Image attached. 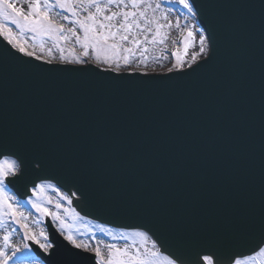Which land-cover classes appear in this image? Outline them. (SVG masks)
I'll list each match as a JSON object with an SVG mask.
<instances>
[{
  "label": "snow or ice",
  "instance_id": "6c2138e0",
  "mask_svg": "<svg viewBox=\"0 0 264 264\" xmlns=\"http://www.w3.org/2000/svg\"><path fill=\"white\" fill-rule=\"evenodd\" d=\"M162 3L181 6L195 23L181 25L177 19L173 25L172 9ZM233 7L259 16V201L245 190L239 164L238 126L249 87L243 79L219 86L210 115L184 122L173 114L148 124L121 113L116 120L41 121L22 136H10L5 127L0 132V264H58L61 258L62 264H264V0ZM165 27L179 30L173 43L182 50L171 53L167 79H143L150 77L149 53L169 39ZM218 53L219 26L200 0H0V62L41 80L85 78L111 93L157 85L178 92L216 64ZM121 158L143 170L160 191L174 192L168 207L114 209L97 202L94 185L102 163ZM74 201L81 209L95 203L102 211L132 216L145 230L116 231L100 224L96 230L112 242L96 232L82 239L76 224L84 217ZM24 205L39 214L34 224L50 219L55 232L34 230Z\"/></svg>",
  "mask_w": 264,
  "mask_h": 264
},
{
  "label": "water",
  "instance_id": "95a60500",
  "mask_svg": "<svg viewBox=\"0 0 264 264\" xmlns=\"http://www.w3.org/2000/svg\"><path fill=\"white\" fill-rule=\"evenodd\" d=\"M200 2L205 5L207 16L219 26V53L217 63L192 85L178 92H169L166 86L157 85L111 93L97 89L85 78L69 77L58 82L46 81L20 71L11 63L0 62V132L6 127L10 136H22L28 134L41 121L55 124L62 120L70 124L77 120H116L121 113L148 124L164 120L173 114L178 122H184L193 120L198 115H210L216 98L221 95L219 86L227 87L243 79L249 87L245 92L241 123L238 126L241 140L239 164L245 190L251 192L258 202L261 187L262 131L261 37L258 12L253 17L251 10L233 7L252 0ZM245 25L254 26L245 29ZM95 70L99 71L98 68ZM167 77L168 75H150L143 79L165 80ZM104 151L102 145L101 153ZM3 158L0 156V159ZM12 192L15 193V190ZM173 195V191H160L143 170L123 158L120 162L102 163L99 179L94 185L97 202L114 209H163L168 207V200ZM73 206L82 216L101 224L131 231L145 230L137 228L140 223L138 219L102 211L95 203H89L86 209H81L79 203L74 201ZM46 227L50 233L55 232L49 220ZM58 264H62V258ZM82 264H91V261H84Z\"/></svg>",
  "mask_w": 264,
  "mask_h": 264
},
{
  "label": "rangeland",
  "instance_id": "374dc122",
  "mask_svg": "<svg viewBox=\"0 0 264 264\" xmlns=\"http://www.w3.org/2000/svg\"><path fill=\"white\" fill-rule=\"evenodd\" d=\"M22 2V0H21ZM162 8L167 9L171 8L172 12L169 13V22L175 24V21L179 19V22L181 25L185 24L186 22L188 23H195V21L191 20L188 18V13L186 10H184L181 6L177 4H166L162 3ZM159 12L157 13V15ZM161 23H165L164 21H161ZM162 31L168 32L169 33V39L166 41L164 45H159L156 46L155 49L149 53L150 57V68L147 69L150 74H165L167 73L168 67H171V61H172V56L171 53L176 50L177 47H180L182 50V45L179 43L174 44L173 41H176L177 38L179 37V30L175 29L173 27L172 29H168L165 27L162 29ZM31 43V40L29 41ZM70 46V45H69ZM77 52H79V49H77ZM159 58L158 60L156 58ZM165 57H168V59H165ZM187 59V58H186ZM159 64H164L165 66L163 68L159 67ZM89 65H94L92 62L89 63ZM131 71V69L129 70ZM139 71V70H137ZM54 195V194H53ZM26 211L31 212L32 216L29 218V223L33 226L34 230L39 231L41 227L45 226V221L43 224L36 225L33 223L38 217L39 214L35 212L34 209L31 208L30 205H24ZM46 220V219H45ZM100 225L98 223L92 222L90 220H87L84 218L83 221L77 222L76 226L81 229V231L84 233V236L81 237L82 239H90V234L91 232H96L97 237L100 240H103L105 242H112L110 238L105 237L102 233H99L96 230V226ZM13 227H17L16 225H13ZM106 227V226H105ZM116 230V229H114ZM116 231H121V230H116ZM118 243L123 244V241H119Z\"/></svg>",
  "mask_w": 264,
  "mask_h": 264
}]
</instances>
